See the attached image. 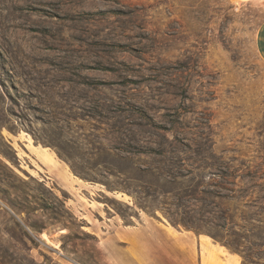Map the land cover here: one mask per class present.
<instances>
[{
	"label": "rangeland",
	"instance_id": "obj_1",
	"mask_svg": "<svg viewBox=\"0 0 264 264\" xmlns=\"http://www.w3.org/2000/svg\"><path fill=\"white\" fill-rule=\"evenodd\" d=\"M263 19L264 0H0V264H109L111 214L264 264Z\"/></svg>",
	"mask_w": 264,
	"mask_h": 264
},
{
	"label": "crops",
	"instance_id": "obj_2",
	"mask_svg": "<svg viewBox=\"0 0 264 264\" xmlns=\"http://www.w3.org/2000/svg\"><path fill=\"white\" fill-rule=\"evenodd\" d=\"M255 48L264 63V19L256 29ZM107 220V230L99 227L96 235L109 264H240V257L224 246L168 223L145 219L126 226L112 214Z\"/></svg>",
	"mask_w": 264,
	"mask_h": 264
},
{
	"label": "trees",
	"instance_id": "obj_3",
	"mask_svg": "<svg viewBox=\"0 0 264 264\" xmlns=\"http://www.w3.org/2000/svg\"><path fill=\"white\" fill-rule=\"evenodd\" d=\"M228 248L234 250L236 253H241L240 249L238 247H236V246L229 245Z\"/></svg>",
	"mask_w": 264,
	"mask_h": 264
},
{
	"label": "bare ground",
	"instance_id": "obj_4",
	"mask_svg": "<svg viewBox=\"0 0 264 264\" xmlns=\"http://www.w3.org/2000/svg\"><path fill=\"white\" fill-rule=\"evenodd\" d=\"M41 235H42V238H43V239H47V235H45L44 233L41 234ZM46 241H48V240H46Z\"/></svg>",
	"mask_w": 264,
	"mask_h": 264
}]
</instances>
